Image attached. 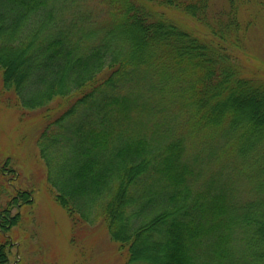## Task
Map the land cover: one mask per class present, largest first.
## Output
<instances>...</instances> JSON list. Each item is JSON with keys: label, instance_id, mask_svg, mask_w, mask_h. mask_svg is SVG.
<instances>
[{"label": "trees", "instance_id": "trees-1", "mask_svg": "<svg viewBox=\"0 0 264 264\" xmlns=\"http://www.w3.org/2000/svg\"><path fill=\"white\" fill-rule=\"evenodd\" d=\"M248 1L0 0L2 86L40 109L53 198L73 224L102 220L123 264H264V77L237 56Z\"/></svg>", "mask_w": 264, "mask_h": 264}, {"label": "rangeland", "instance_id": "rangeland-1", "mask_svg": "<svg viewBox=\"0 0 264 264\" xmlns=\"http://www.w3.org/2000/svg\"><path fill=\"white\" fill-rule=\"evenodd\" d=\"M226 5L227 0H212L210 10ZM166 12L198 32L204 28L189 16L170 9ZM239 21L243 26L248 21L250 24L243 41L245 49L237 52L238 59L246 74L264 77V0L242 5ZM42 124L40 109L21 107L12 90L3 88L0 70V161L8 156L9 164L18 172L14 182L0 175V210L10 206L8 198L17 189L30 191L32 199L19 207L14 200L9 215L19 211V221L5 232L0 230V242L5 234L12 242L9 264H123L124 251L110 238L102 220L73 224L54 200L36 145Z\"/></svg>", "mask_w": 264, "mask_h": 264}]
</instances>
